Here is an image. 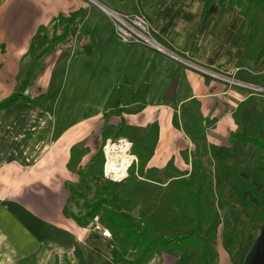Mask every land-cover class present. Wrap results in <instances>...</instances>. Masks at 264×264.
<instances>
[{"label": "crops", "instance_id": "crops-1", "mask_svg": "<svg viewBox=\"0 0 264 264\" xmlns=\"http://www.w3.org/2000/svg\"><path fill=\"white\" fill-rule=\"evenodd\" d=\"M100 1L143 14L154 36L184 59L264 85V56L256 63L244 54L254 25L237 6L205 5L204 0ZM53 38L25 91L30 98L41 94V99L17 100L0 110V264L21 263L45 241L62 245L82 264H124L112 260L113 237H104L92 222L81 226L63 213L66 182L73 177L67 165L71 147L90 145L89 135L96 128L102 131L103 112L123 104L122 98L107 104L112 90L148 86L145 107L123 116L127 124L143 129L159 123L148 167L162 169L173 158L181 170L191 168L183 152L194 149L185 130L173 124L182 103L197 99L203 116L216 119L206 130L208 142L227 145L237 129L233 112L238 104L253 94L264 105V93L231 87L150 46L122 41L109 16L88 0H0V100L17 90L32 54ZM120 121V115H111L108 122ZM132 158L138 159L135 154ZM230 221L223 238L231 241L238 233L242 264L258 232L251 225L243 232ZM194 255L160 248L147 264H195ZM219 257V264H225L223 253Z\"/></svg>", "mask_w": 264, "mask_h": 264}, {"label": "trees", "instance_id": "trees-1", "mask_svg": "<svg viewBox=\"0 0 264 264\" xmlns=\"http://www.w3.org/2000/svg\"><path fill=\"white\" fill-rule=\"evenodd\" d=\"M204 1L205 5L217 1L221 5L232 4L239 8L240 13L254 25L253 34L245 39L244 54L259 62L264 56V0ZM54 41L56 38L42 51L32 54L24 79L17 90L0 100V110L17 100L37 103L41 99V94L30 98L25 91L31 83L38 59L51 49ZM33 51L34 46H31L29 52ZM261 78H264V72ZM147 89L148 86L144 85L137 90L125 86L112 90L107 104L117 98L124 102L103 112L102 141L87 168L80 162L91 150L90 146L74 144L71 147L67 165L80 177L77 182H66L69 190L67 202L80 204L82 200L83 211L75 212L65 204L63 213L81 226H88L98 217L104 226L110 228L115 241L112 248L114 262L147 264L158 249L165 248L174 253L194 251L195 264H217L218 228L220 224H231L229 219H223L220 211L228 203L226 192L244 209H258L259 212L252 213L253 221L258 215L264 221V111L252 126L255 98L251 94L233 112L238 130L230 137L254 146L250 162L242 166L227 162L231 155L229 146L208 142L206 130L216 119L204 117L199 101L190 99L173 114V124L183 128L194 144L193 150L183 152L184 159L191 165L190 170L179 169L173 158L162 169L148 167L158 141L159 123L154 121L143 129L127 124L123 116L145 107ZM111 115H120L121 121L109 123ZM119 138H128L132 142L131 151L138 159L130 164L126 176L114 180L104 175L106 158L103 146L108 139ZM204 157L213 165V170L204 162ZM77 264H82V261Z\"/></svg>", "mask_w": 264, "mask_h": 264}, {"label": "rangeland", "instance_id": "rangeland-1", "mask_svg": "<svg viewBox=\"0 0 264 264\" xmlns=\"http://www.w3.org/2000/svg\"><path fill=\"white\" fill-rule=\"evenodd\" d=\"M244 81H248V80H244ZM249 82L259 84V82H257V80L255 78L249 79ZM243 89H248V88L243 87ZM250 90L252 91L253 89L250 88ZM252 108H253V111H255V117H254L253 121L251 122V124L253 126L255 121L258 119V116L260 115V113L262 111H264L263 110L264 105H261L255 101L254 104H252ZM98 130H99V128H96L92 132V134L89 135V138L87 140V142L90 144L89 146H90L91 150L89 152H87L86 155L81 159L80 165L84 168H87V166L90 164L92 155L97 151L98 144H100L102 141L101 133L98 132ZM237 130H238V124H237L236 131ZM262 135L264 137L263 131H262ZM120 139H123V138H119L116 140L108 139L107 142L104 144L103 147H104V153H105V158H106L105 164H104V171H105V166L107 168L106 163L109 159L106 147L109 143H112V144L119 143ZM85 142H86V140H85ZM227 142H228L227 146H229L231 149V155L228 157L227 162L231 163V164L242 165V166L247 165L253 156L252 155L253 154V148H254L253 144H251V143L243 144V143L236 141L235 139L231 138L230 136H229V138H227ZM82 144L84 145L85 143L83 142ZM130 144L132 145L131 142H130ZM129 152L131 154H133L131 151V146H130ZM133 161H134V159L131 158L130 164ZM206 161H207V157H204V162H206ZM130 164H129V166H130ZM207 164H208L209 168L213 170V165L210 164L209 162ZM72 173H73V177H72V180L69 182H72V183L77 182L79 180V177H80L79 174L75 171H72ZM127 174H128V168H127ZM104 175H105V172H104ZM105 176L112 178L114 175L113 176L112 175L111 176L105 175ZM116 178L120 179V178H123V176L122 177H116ZM163 179H164V181H167V178L163 177ZM66 189L68 191L67 187H66ZM91 195H92V191H91ZM225 196H226L228 203L223 208L220 209L223 219H225V220L232 219L235 222V226L236 227H238V226L242 227L241 228L242 231H243V229H245L246 233L249 230L250 225L252 228L254 227L253 229H256L257 232H259L261 225L263 224V221L261 220L259 215L254 219V221L252 220V213L254 211L259 212L258 209L254 208V207L249 208V209H244L239 203L236 202L235 198H233L229 193L226 192ZM79 203L80 204H77L74 201H70V202L68 201L67 202L69 208L75 212H78V213L83 211V208L81 207L82 200ZM92 223H93L92 224V226H93L94 221ZM226 229H227V227H225V225H223V224H220V226L218 228L217 235H216V248L218 250V253H219V255H220V253H223L224 258L226 257L224 262H223L225 264H234V262H236L235 264H241V263H238V260L240 258H239V254H238L239 252L237 250L238 245L240 243L239 237L237 235L235 236L233 234V239L231 241L226 240V239L224 240L223 230H226ZM244 252H245V250H244ZM20 260H21V263H19V264H71V263L77 264L79 261L77 259V257L73 256V254L71 252L66 251V249L62 245L53 244V243L48 242V241H45V243L42 244L41 248L35 254H32L31 256H27L24 258H20ZM219 260L221 262L223 261V259L221 260V258L218 256L217 264H219Z\"/></svg>", "mask_w": 264, "mask_h": 264}, {"label": "built area", "instance_id": "built-area-1", "mask_svg": "<svg viewBox=\"0 0 264 264\" xmlns=\"http://www.w3.org/2000/svg\"><path fill=\"white\" fill-rule=\"evenodd\" d=\"M89 2L98 6L102 11H104L109 18L111 19L115 33L119 39L129 43H140L147 46H150L158 51L164 52L168 55H171L175 58H178L184 61L189 66L197 69L202 72L204 75L213 76L217 79L223 80L228 83L229 86L237 87H246L248 89H253L252 91L256 93H264V86L259 85L253 82L244 81L235 77L234 75H229L223 72L215 71L211 68L204 67L190 60H186L183 57L177 55L176 53L171 52L166 48L155 36L151 29L148 19L141 13L137 12H124L110 7L109 5L103 3L100 0H88ZM105 175L113 176L112 171L107 172L105 166ZM116 180L118 178L112 177ZM94 229L101 231L102 235L107 238L112 237V231L110 228L104 226L99 220L98 217L94 220Z\"/></svg>", "mask_w": 264, "mask_h": 264}, {"label": "bare ground", "instance_id": "bare-ground-1", "mask_svg": "<svg viewBox=\"0 0 264 264\" xmlns=\"http://www.w3.org/2000/svg\"><path fill=\"white\" fill-rule=\"evenodd\" d=\"M130 142L126 139H120L119 143H109L106 147L108 152V161L106 171H112L115 177H122L127 174V168L131 162L132 154ZM121 179V178H120Z\"/></svg>", "mask_w": 264, "mask_h": 264}, {"label": "water", "instance_id": "water-1", "mask_svg": "<svg viewBox=\"0 0 264 264\" xmlns=\"http://www.w3.org/2000/svg\"><path fill=\"white\" fill-rule=\"evenodd\" d=\"M242 264H264V221Z\"/></svg>", "mask_w": 264, "mask_h": 264}]
</instances>
